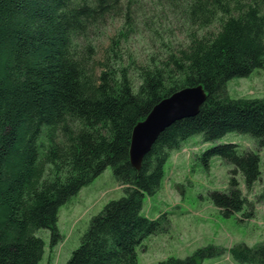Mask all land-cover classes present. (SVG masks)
<instances>
[{"label": "trees", "instance_id": "1", "mask_svg": "<svg viewBox=\"0 0 264 264\" xmlns=\"http://www.w3.org/2000/svg\"><path fill=\"white\" fill-rule=\"evenodd\" d=\"M162 17L186 42L162 41L165 56L150 64L126 56L142 27L163 40ZM262 67L264 0H0V264H42L38 233L48 230L58 245L60 208L108 167L124 196L92 218L66 264H139L143 241L170 227L167 215L144 213L145 198L162 189L166 164L188 139L237 132L264 148V98L232 99L228 91L230 80ZM198 86L207 94L199 114L167 128L135 169V127L164 99ZM214 157L233 167L227 189L211 193L214 206L230 217L249 205L245 216L253 217L238 175L251 191L261 177L259 152L219 144L201 161L208 167ZM256 204L264 205V191ZM226 252L209 246L157 264H200ZM229 253L239 264H264V242Z\"/></svg>", "mask_w": 264, "mask_h": 264}, {"label": "rangeland", "instance_id": "2", "mask_svg": "<svg viewBox=\"0 0 264 264\" xmlns=\"http://www.w3.org/2000/svg\"><path fill=\"white\" fill-rule=\"evenodd\" d=\"M161 22L165 26L164 30L159 29L163 40L142 27L126 46V56L135 58L138 64H150L153 59L158 62L159 56H165L167 46L162 41L175 47L186 42V35L173 21L162 17ZM120 28L121 23H115L108 29L107 37L114 36ZM169 30H173L174 34ZM107 37L102 40L103 43L107 42ZM132 80L139 85L135 74ZM228 91L232 99L264 98V67L256 69L249 77L230 80ZM219 144H236L241 151L252 150L260 154L261 177L251 191H247L242 174L238 175L244 195L254 205L251 218L245 216L251 209L249 205L242 212L226 217L212 202L211 193L227 189L233 169L220 157L212 158L208 167L202 163V154ZM263 191L264 148L258 147L256 139L232 132L206 143L202 135L192 136L166 164L162 189L155 196L145 198L144 213L150 219L167 215L170 227L166 233L152 235L143 241L137 249L138 263L157 264L171 257L184 259L199 249L215 246L226 249V254L205 259L200 264H239L232 259L230 249L238 244L254 247L264 242V205L256 204ZM123 196V189L114 178L112 168L108 167L60 208L58 228L62 238L58 245L51 246L48 230L38 233L46 244L42 264H66L79 248L92 218L109 202Z\"/></svg>", "mask_w": 264, "mask_h": 264}, {"label": "water", "instance_id": "3", "mask_svg": "<svg viewBox=\"0 0 264 264\" xmlns=\"http://www.w3.org/2000/svg\"><path fill=\"white\" fill-rule=\"evenodd\" d=\"M207 94L202 86L183 89L164 99L134 129L130 148L132 166L140 170L159 136L174 123L199 114Z\"/></svg>", "mask_w": 264, "mask_h": 264}]
</instances>
